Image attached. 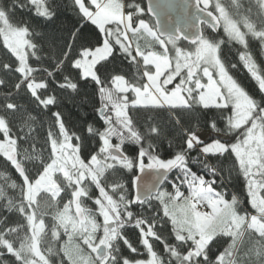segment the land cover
<instances>
[{"label":"snow or ice","instance_id":"6c2138e0","mask_svg":"<svg viewBox=\"0 0 264 264\" xmlns=\"http://www.w3.org/2000/svg\"><path fill=\"white\" fill-rule=\"evenodd\" d=\"M195 6L189 35L140 0H0V157L17 174L0 171V264H264V0ZM64 100L92 120L71 124ZM136 169L159 173L148 196Z\"/></svg>","mask_w":264,"mask_h":264},{"label":"trees","instance_id":"16d2710c","mask_svg":"<svg viewBox=\"0 0 264 264\" xmlns=\"http://www.w3.org/2000/svg\"><path fill=\"white\" fill-rule=\"evenodd\" d=\"M65 3H67V0H65ZM140 3L142 4V6L145 9V3L144 0H140ZM145 19L146 20H150L153 22V19L147 14L146 10H145ZM20 14L17 13V18H19ZM75 19V17L73 16V14L70 11H65L63 13L62 16V24H59L56 26V33L57 34H61L64 29L70 28L71 27V23L72 21ZM34 23H36L37 25L40 24L39 19H35L33 21ZM154 23V22H153ZM204 27V26H203ZM44 29L50 30L48 28L47 25L44 26ZM206 31H210L205 29ZM213 35H218V36H224L223 30L221 29L220 32L218 34H214ZM183 44H187V42L182 41ZM253 51L255 53L256 59L259 60L261 63H264V60L261 59V55L260 52L258 50V46L257 45H253ZM222 55L225 56L226 58L230 59V60H234L235 59V54L232 50L229 49V47L227 45H225L222 49ZM0 57H3V50L0 49ZM238 79L241 81V83L250 91H254L256 90V85L254 84L253 81L250 80V78L248 77L246 71L241 68L240 72L236 73ZM259 98V97H258ZM64 104V110L66 112V117L67 119L70 121L71 124H76L77 122L82 120L81 117V110L84 112H87L89 115L86 117L87 120L91 121L94 113L93 110L91 108V106H89L88 104H82L80 105V108L78 109L73 103H70L67 100L63 101ZM203 130V129H201ZM205 131V130H204ZM38 133L41 136V138H43V136L45 135V132L43 129L38 128ZM174 133L173 132H169L168 133V139H171L173 137ZM135 148L134 145H126V151L129 155H135V152L133 151V149ZM160 154L162 156V158H170L167 156V153L169 151H171V149H169L168 147V143L167 140H162L160 142V148H159ZM191 167L193 168L194 171H199L196 165H191ZM0 171H7L10 172L12 174L13 177H16V173L14 171V169L10 168L6 163L3 157H0ZM138 173V169L135 170V175H133V173H125L124 174V179L125 180H130V179H134L135 176ZM237 188L241 187L240 184L236 185ZM133 191H134V187H133ZM93 192L95 193V189H93ZM91 203V202H89ZM49 223H50V219H49ZM170 227V226H169ZM142 258H146V257H142Z\"/></svg>","mask_w":264,"mask_h":264},{"label":"water","instance_id":"95a60500","mask_svg":"<svg viewBox=\"0 0 264 264\" xmlns=\"http://www.w3.org/2000/svg\"><path fill=\"white\" fill-rule=\"evenodd\" d=\"M160 2L161 0H144L146 12L149 4L155 7ZM170 3L173 5V7L168 9H157L158 15H153L148 12L147 14L153 19L154 23L156 19H159L161 28L166 32L174 33L177 27L185 28L188 26L187 34H195L196 25L198 24L196 18L197 16L203 15L197 10L195 6V0H187L186 8L184 7L185 0H170ZM157 175H159V173H157L155 170L146 169L143 173L138 170L136 176L140 177L139 191L141 196L150 195V191L146 188V185L151 184L153 186L152 191L155 190L156 182L154 181V177ZM134 191H136L135 186Z\"/></svg>","mask_w":264,"mask_h":264},{"label":"rangeland","instance_id":"374dc122","mask_svg":"<svg viewBox=\"0 0 264 264\" xmlns=\"http://www.w3.org/2000/svg\"><path fill=\"white\" fill-rule=\"evenodd\" d=\"M208 134H209L208 131L201 130V136H202V138L203 137H206ZM205 210H207V209H205Z\"/></svg>","mask_w":264,"mask_h":264}]
</instances>
